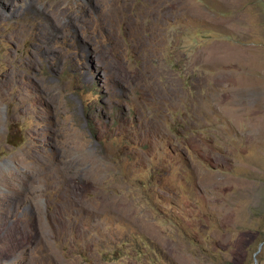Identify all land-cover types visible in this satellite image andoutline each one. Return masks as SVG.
I'll return each instance as SVG.
<instances>
[{
	"label": "rangeland",
	"instance_id": "1",
	"mask_svg": "<svg viewBox=\"0 0 264 264\" xmlns=\"http://www.w3.org/2000/svg\"><path fill=\"white\" fill-rule=\"evenodd\" d=\"M0 264H264V0H0Z\"/></svg>",
	"mask_w": 264,
	"mask_h": 264
},
{
	"label": "water",
	"instance_id": "2",
	"mask_svg": "<svg viewBox=\"0 0 264 264\" xmlns=\"http://www.w3.org/2000/svg\"><path fill=\"white\" fill-rule=\"evenodd\" d=\"M256 263H257V261H256Z\"/></svg>",
	"mask_w": 264,
	"mask_h": 264
}]
</instances>
